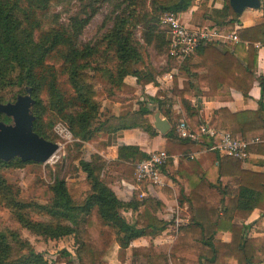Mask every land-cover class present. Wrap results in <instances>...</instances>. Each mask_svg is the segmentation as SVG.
<instances>
[{
    "label": "trees",
    "instance_id": "1",
    "mask_svg": "<svg viewBox=\"0 0 264 264\" xmlns=\"http://www.w3.org/2000/svg\"><path fill=\"white\" fill-rule=\"evenodd\" d=\"M75 1L79 9L61 22L58 15H51V8L62 0H0V103L13 102L29 88L33 131L56 142L53 128L62 123L74 139L72 160L84 174L83 180L55 177L45 203L24 201L19 198L20 187L9 183L4 171L41 163L23 162L18 157L0 160V206L8 210L15 223L12 227L0 225V264H49L23 237L25 230L43 241L73 237V253L61 250L53 260L55 264H108L104 256L113 242L120 253L130 250V257L139 264H255L264 257V235L251 236L233 219H246L254 209L264 211V173L248 170L239 159L216 152L214 163L204 170L189 155L197 143L176 133L177 120L171 117L170 104L162 93L149 99L170 124L162 135L169 156L163 171L176 182V198L179 204L187 203L190 215L179 225L171 244L153 243L168 224L157 216L164 204L157 198L140 196L146 183L130 178L135 162L149 155L137 147L121 145L113 162L107 163L97 153L89 160L81 158L85 142L111 129L115 117L132 112L126 76L135 77L144 87L156 84L158 76L173 68L176 60L168 53L169 35L160 27L159 17L165 11L187 12L193 0H116L99 27L103 32L89 42H82L81 35L98 12L97 4L104 0ZM260 1L263 22L248 27L236 28L241 26L240 14L231 9L228 0L220 9L205 14L211 26L235 32L238 41L232 47L203 42L177 67L186 79L179 88L173 77L171 92L180 99L191 130L204 124L200 105L190 102L192 96L228 99L220 93L223 86L248 96L255 81V44L264 47V0ZM162 54L167 56V67L158 69L151 59ZM194 57L198 62L192 64ZM99 80L104 82L103 100L118 105L115 116L99 99ZM258 83L264 88V72ZM139 112L152 113L145 108ZM0 121L10 122V118L0 113ZM205 124L247 141L258 138L248 151L264 154L262 98L255 110L218 108ZM130 126L142 128L150 137L159 134L146 120L122 128ZM202 140L200 144L212 145V139L203 136ZM174 155L178 156L176 169L171 159ZM259 163L264 164V160ZM111 164L138 186L128 201L119 199L102 176ZM125 209L135 213L133 219L123 215ZM217 232L228 233V241L217 239ZM138 238L145 239L147 245L131 246Z\"/></svg>",
    "mask_w": 264,
    "mask_h": 264
},
{
    "label": "crops",
    "instance_id": "2",
    "mask_svg": "<svg viewBox=\"0 0 264 264\" xmlns=\"http://www.w3.org/2000/svg\"><path fill=\"white\" fill-rule=\"evenodd\" d=\"M224 0H204L200 6L194 5L191 10L181 14V18L184 24L189 28H196L202 25L211 26L210 20L205 18V14H210L213 8L220 9L223 5ZM240 25L238 27H248L252 25L259 24L263 22V16L260 9H245L239 16ZM218 43L219 47L226 46L224 41H211ZM257 44V43H256ZM259 44V43H258ZM234 46L230 44L229 47ZM256 69L254 70L255 81L252 88L249 91L247 97H244L240 92H237L233 88H227L223 86L220 93L224 97H229L228 99L223 97L209 98L206 96H192L190 102L195 105L198 103L201 108L200 117L204 123H208L213 115L214 110L226 107L231 112L241 111V110H255L258 107V100L262 98L264 102V88L261 89L258 83V77H260L264 72V47L259 44L256 47ZM156 60L151 59V63L154 67L158 69H163L167 67V56L166 54L158 55L154 57ZM198 60L194 57L190 63H197ZM181 63H175L173 68L168 72L156 78V84H148L141 87L137 84L135 77L126 76L124 82L128 87L131 88L129 96L133 104L132 112L125 117H115L112 120V128L99 134L95 139L85 142L81 148V158L84 160H89L90 156L94 153L99 154L107 163L113 162L118 156V147L121 145H130L137 147V149L149 155L152 152L164 150L165 149V138L159 131V134L150 137L142 128L140 127H127L122 128L124 125H132L134 122L142 123L143 120L151 123L154 126V115L159 114L161 118H164L159 111H156V104L154 101L150 100L149 97H154L157 92L162 93L166 96L168 104H170V114L173 119H186V113L181 105L180 99L175 96L172 92L173 77L176 76L177 84L179 88L185 81V76L181 75L177 67ZM202 91H206V88H202ZM163 95L159 99L163 98ZM103 107L110 108L111 112L116 115L118 105L116 103H111L106 100H102ZM148 109L152 113L142 115L140 114V109ZM165 119V118H164ZM197 145L191 150L189 155H193L199 165L204 169H208L215 161V151L208 150V147L200 144L203 140H194ZM173 169H176L178 163V156H172ZM264 160V154L257 152H249V157L243 161L242 165L244 168L264 173V164L259 163V161ZM164 182L165 185L162 188H151L146 187L141 193H145L143 196H150L159 199L164 207L157 211V216L164 219L168 224L165 230L153 239L154 245H167L171 244L175 238V224L174 217L177 212L183 223L187 222L190 218L188 212L187 203L179 204L176 193L177 186L176 182L173 181L166 172H164ZM169 173V170H168ZM102 176L107 180L108 185L114 191L116 196L123 200L128 201L133 196L134 191L137 190L138 186L135 182L124 178L120 175V169L117 165H108L102 174ZM77 178L83 180L84 174L78 169ZM131 175L130 178H133ZM135 179V178H134ZM73 181V179L71 180ZM136 181V180H135ZM165 188L167 189L165 191ZM123 215L127 219H133L135 213L130 210H123ZM233 222L237 225L245 226L246 230L251 236H263L264 235V211L259 209H254L248 218L235 217ZM216 238L222 241H228L229 234L226 232H217ZM147 241L143 238H138L131 243V246L140 247L146 246ZM118 247V246H117ZM255 264H264V257L259 258Z\"/></svg>",
    "mask_w": 264,
    "mask_h": 264
},
{
    "label": "rangeland",
    "instance_id": "3",
    "mask_svg": "<svg viewBox=\"0 0 264 264\" xmlns=\"http://www.w3.org/2000/svg\"><path fill=\"white\" fill-rule=\"evenodd\" d=\"M115 1L116 0H104L97 4L98 12L84 29L81 35L82 42L92 41L103 32L99 30V27L105 16L109 15L112 4ZM203 1L204 0H193L189 10H191L194 5L200 6ZM79 6V3L75 0H62L60 4L54 5L51 8V15H58L59 21L66 22L67 17L75 13L79 9ZM152 60H155L154 57H152ZM103 83V81L99 80V99L101 102L104 99V91L102 89ZM178 121L179 119L177 123ZM56 137V142H58L59 138L57 135ZM71 144L72 143L62 145L55 155L46 163L27 164L21 168H10L4 171L7 181L11 184H17L20 187V199L24 201L36 200L38 203H45L50 195L48 187L55 177L64 178L68 181L72 179L79 180L76 179L78 171L77 163L75 160H72L76 150ZM0 225L15 226L11 214L2 206H0ZM22 235L31 241L34 248L43 254L49 264H55L53 260L61 250L65 249L73 253L74 239L72 236H66L58 240L43 241L26 230L22 231ZM117 246L118 245L113 242L105 254L104 259L108 264H139L135 258L130 257V250L120 253Z\"/></svg>",
    "mask_w": 264,
    "mask_h": 264
},
{
    "label": "built area",
    "instance_id": "4",
    "mask_svg": "<svg viewBox=\"0 0 264 264\" xmlns=\"http://www.w3.org/2000/svg\"><path fill=\"white\" fill-rule=\"evenodd\" d=\"M159 24L161 28L166 29L168 32V53L174 57L177 63L184 62L190 55L194 54L196 48L203 42L224 41L229 46L238 41L235 32L219 30L213 26L202 25L196 28H189L184 24L181 14L172 11L163 12L159 17ZM255 46L258 47L259 44L257 43ZM53 131L59 138L57 143L60 147L74 141L70 131L60 122L55 124ZM176 133L181 138H189L196 141L206 136L212 139V145L208 147V150L239 159L242 162L249 157L248 146L259 141L258 138L247 141L243 138L232 136L228 132H217L209 128L205 123L201 124L198 130H191L186 119H179L176 124ZM190 157L192 158L193 155H190ZM168 158L169 156L164 150H159L150 153L147 159L135 162L134 178L136 182H144L146 187L151 188L164 187L163 167ZM143 195L145 193H141L140 196ZM182 223L183 221L177 212L174 217V236H176L177 229Z\"/></svg>",
    "mask_w": 264,
    "mask_h": 264
},
{
    "label": "water",
    "instance_id": "5",
    "mask_svg": "<svg viewBox=\"0 0 264 264\" xmlns=\"http://www.w3.org/2000/svg\"><path fill=\"white\" fill-rule=\"evenodd\" d=\"M231 9L241 14L245 9H259L260 0H228ZM30 89L16 96L13 102L0 103V113L10 122L0 121V160L9 161L18 157L21 161L46 163L60 149L57 142L44 139L32 129L34 115ZM154 127L164 134L170 129L169 122L154 115Z\"/></svg>",
    "mask_w": 264,
    "mask_h": 264
}]
</instances>
